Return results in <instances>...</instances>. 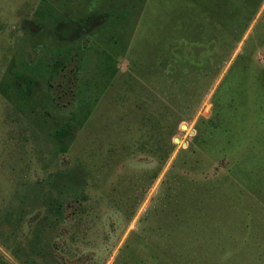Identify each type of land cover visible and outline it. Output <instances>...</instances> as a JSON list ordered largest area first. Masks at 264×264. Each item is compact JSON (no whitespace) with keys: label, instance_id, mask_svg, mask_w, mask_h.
I'll return each mask as SVG.
<instances>
[{"label":"rangeland","instance_id":"rangeland-1","mask_svg":"<svg viewBox=\"0 0 264 264\" xmlns=\"http://www.w3.org/2000/svg\"><path fill=\"white\" fill-rule=\"evenodd\" d=\"M182 1L0 0L5 264H264V0L203 57L216 74L194 80L192 111L172 104L168 132L151 43ZM91 14L86 33L55 37L59 17ZM15 70L34 81L27 100Z\"/></svg>","mask_w":264,"mask_h":264},{"label":"trees","instance_id":"trees-1","mask_svg":"<svg viewBox=\"0 0 264 264\" xmlns=\"http://www.w3.org/2000/svg\"><path fill=\"white\" fill-rule=\"evenodd\" d=\"M261 1L183 0L176 8L179 15L177 17L172 16L171 20H167L163 26L158 28L162 35L158 37V40H152L151 55L153 60L158 61L161 67V75L166 80L163 89L166 100L163 101L164 111L161 116L166 131L175 130L183 120V117H180L172 109V104L177 103L176 110L184 108L183 111L187 109L192 111L193 107L199 104V100L196 98L199 95L198 90L192 91L194 80L197 82L204 78L207 71L216 74L213 67L209 65V59L207 62L203 57L211 54L213 59H216L219 57L218 51L220 49L225 50V45L229 46L237 41L243 30L249 25ZM166 9L168 14L169 10ZM93 16L91 14L69 20L59 17L55 21L53 33L61 41L70 42L73 33L78 32V30L83 33L88 31ZM229 24L237 26L234 33H229ZM197 51L200 52L195 54ZM151 75H155L154 70L151 71ZM22 78L26 82V88H23L20 83ZM12 86L21 100H27L34 89V81L23 70H15ZM195 87L197 88V86ZM147 111L149 117H155L152 112ZM215 111V115L219 118L220 111ZM71 126V123L66 121L52 130L51 134L62 138L69 133ZM54 177L55 179L58 178L56 174H50L48 176L49 181ZM49 185L56 187L53 180L49 182ZM263 190H260V193H263ZM60 207L61 204L58 201L51 202L52 214L60 215ZM23 263L26 264V262ZM0 264H5V262L0 260ZM33 264L37 263L33 262Z\"/></svg>","mask_w":264,"mask_h":264}]
</instances>
